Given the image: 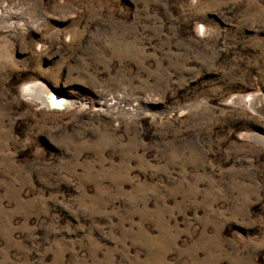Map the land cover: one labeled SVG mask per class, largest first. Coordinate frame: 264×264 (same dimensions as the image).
Segmentation results:
<instances>
[{"label":"rangeland","instance_id":"rangeland-1","mask_svg":"<svg viewBox=\"0 0 264 264\" xmlns=\"http://www.w3.org/2000/svg\"><path fill=\"white\" fill-rule=\"evenodd\" d=\"M261 108L264 0H0V264H264Z\"/></svg>","mask_w":264,"mask_h":264},{"label":"bare ground","instance_id":"bare-ground-1","mask_svg":"<svg viewBox=\"0 0 264 264\" xmlns=\"http://www.w3.org/2000/svg\"><path fill=\"white\" fill-rule=\"evenodd\" d=\"M2 18V17H1ZM10 25V24H9ZM49 89H46V87H44L43 85H39L38 87L37 86H35V87H33V86H28V87H26V88H24V95L25 96H28V97H30L32 94H34L35 96L37 95V96H39V97H35L34 98V100L36 99L38 102H40V103H42V104H44V105H47L48 107H52V108H61L62 106H63V108H64V105H66L65 107H66V109H68V108H72L73 107V100H71L70 98H69V100H66V99H64V98H62V97H60V96H54L53 97V95L50 97V96H47V92H49L48 91ZM33 91H34V93H33ZM43 94H46V96L45 95H43ZM50 97V98H49ZM31 98H32V96H31ZM59 98H61V99H59ZM260 100V99H259ZM249 101H250V105H252V107L253 108H256L255 107V102H254V100H250L249 99ZM69 103H70V107H68V105H69ZM43 105V106H44ZM85 106V105H84ZM47 107V108H48ZM75 107V106H74ZM81 107H83V105L81 106ZM87 108V107H86ZM259 111L260 112H264V109L263 108H261V109H259ZM259 136V135H258ZM262 137V136H261Z\"/></svg>","mask_w":264,"mask_h":264}]
</instances>
